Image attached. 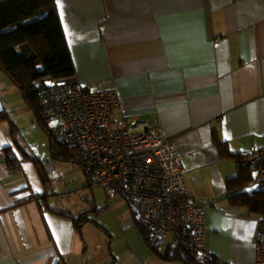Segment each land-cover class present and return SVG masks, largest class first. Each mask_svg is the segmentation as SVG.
<instances>
[{"label": "crops", "instance_id": "1", "mask_svg": "<svg viewBox=\"0 0 264 264\" xmlns=\"http://www.w3.org/2000/svg\"><path fill=\"white\" fill-rule=\"evenodd\" d=\"M61 5L55 0L75 80L116 92L112 129L132 119L160 128L179 154L189 197L205 208L206 249L222 264H256L261 217L232 206L226 186L240 171L236 154L264 148V0ZM0 115L9 165L0 161V264H117L121 255L86 237L92 228L85 223L95 222L82 219L85 202L100 212L122 204L123 225L144 241L123 198L98 203L102 191L84 169L56 155L37 113L1 69ZM250 173L248 193L260 189ZM165 250H152L161 260L151 256L187 264L180 255L162 259Z\"/></svg>", "mask_w": 264, "mask_h": 264}, {"label": "built area", "instance_id": "2", "mask_svg": "<svg viewBox=\"0 0 264 264\" xmlns=\"http://www.w3.org/2000/svg\"><path fill=\"white\" fill-rule=\"evenodd\" d=\"M36 100L40 120L52 123L56 145L84 169L92 185L127 202L149 249L164 247L166 256H184L195 264L212 262L205 246V208L189 197L179 154L158 126L132 119L114 131L110 115L116 92L94 91L75 79L44 80ZM0 161L9 169L2 152ZM234 162L255 172L264 192V148L240 151ZM255 253L256 264H264V213Z\"/></svg>", "mask_w": 264, "mask_h": 264}, {"label": "trees", "instance_id": "3", "mask_svg": "<svg viewBox=\"0 0 264 264\" xmlns=\"http://www.w3.org/2000/svg\"><path fill=\"white\" fill-rule=\"evenodd\" d=\"M0 69L20 89L26 104L37 113L40 125L50 134V128L40 120L36 102L41 85L46 79H75L55 0H0ZM50 139L56 155L71 159L56 145L51 134ZM252 181L250 169L240 167L239 174L227 182L226 196L232 206L246 207L248 213L262 217L264 192L259 189L248 193L246 189ZM177 256L165 255L162 259L178 260ZM187 264L195 263L189 258ZM209 264L222 263L214 257Z\"/></svg>", "mask_w": 264, "mask_h": 264}, {"label": "rangeland", "instance_id": "4", "mask_svg": "<svg viewBox=\"0 0 264 264\" xmlns=\"http://www.w3.org/2000/svg\"><path fill=\"white\" fill-rule=\"evenodd\" d=\"M48 125L51 127L52 123ZM92 187L95 186L92 185ZM97 189L102 191V195L96 194L98 203H100V197L108 199L109 196L106 192L100 187ZM122 201L125 207H128L127 203L124 200ZM84 204L86 214L82 215V219L84 220L87 217L95 222L94 224H91L89 221L85 223V225L92 228V232H87L86 237L93 239L97 243L104 244L106 249L109 245L116 255H121V258H118L117 264H140V261H145L146 264H160L151 254L155 255L159 260L161 259L145 245L143 240H140V233L136 231L135 227H125L123 225L124 219H128L129 217L121 208L123 206L122 204L112 205L103 212H100L101 209L95 211L87 202ZM163 251L164 248L161 249L162 253Z\"/></svg>", "mask_w": 264, "mask_h": 264}, {"label": "snow or ice", "instance_id": "5", "mask_svg": "<svg viewBox=\"0 0 264 264\" xmlns=\"http://www.w3.org/2000/svg\"><path fill=\"white\" fill-rule=\"evenodd\" d=\"M56 2H57V7L58 8L62 7L61 0H56ZM61 18L63 19V13L62 12H61ZM53 123H55V122H53Z\"/></svg>", "mask_w": 264, "mask_h": 264}, {"label": "water", "instance_id": "6", "mask_svg": "<svg viewBox=\"0 0 264 264\" xmlns=\"http://www.w3.org/2000/svg\"><path fill=\"white\" fill-rule=\"evenodd\" d=\"M186 261H187V259L185 258V259H184V262H186Z\"/></svg>", "mask_w": 264, "mask_h": 264}]
</instances>
